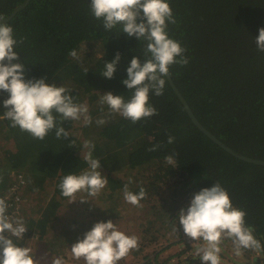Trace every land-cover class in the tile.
<instances>
[{"label": "trees", "instance_id": "trees-1", "mask_svg": "<svg viewBox=\"0 0 264 264\" xmlns=\"http://www.w3.org/2000/svg\"><path fill=\"white\" fill-rule=\"evenodd\" d=\"M167 2L175 18V23L167 24L168 37L180 43L188 60L184 66L174 63L169 67L175 87L209 133L234 153L264 161V52L257 51L254 43L258 30L264 28V0ZM89 5L90 0H0L3 18L0 22L13 28L18 41L14 51L19 54V61L13 63L23 64L25 80L44 78L48 85L62 86L77 104L85 105L88 99L96 97L100 101L105 93L128 100L132 91L122 81L127 78L126 69L134 56L141 63L147 59L145 44L134 36L129 38L119 26L105 30L102 21L91 15ZM72 50L77 52V58L69 56ZM117 53L120 60L113 78H103L104 64L111 62ZM163 78V94L149 93L148 102L157 115L133 124L117 113H110L107 105L88 103L91 110L87 115L92 123L82 124L81 138L76 136L78 121L63 120L56 113L53 115L57 127L69 133L66 139L56 137V128L40 140L18 126L12 127L11 121L4 118L2 107L8 94L0 91V191H6L16 180L11 172L21 173L26 183L30 176L42 185L48 176L56 177L59 184L63 176L89 170L83 149L84 142L91 141L92 157L100 161L99 171L107 181V175L128 172L126 180L120 179L123 185L109 189L107 183L103 188L107 190L108 202L111 204L115 196H122L127 184L133 193L140 188L145 190L140 204L156 207L146 222L139 225L141 238L142 235L143 239L149 238L146 244L159 240L157 230L153 232L157 225L159 229L172 227L175 221L176 230L181 229L176 220L180 210L187 209L194 194L219 182L232 206L245 211L246 225L254 228L262 246L259 252L242 250L245 262L264 264V167L239 160L200 132ZM98 119H104L105 123L97 125ZM169 136L175 138L172 144L167 142ZM154 145L159 147L149 151ZM169 155L174 157L173 164L165 160ZM154 168L157 174L150 177L157 176V180L149 181L144 173ZM136 171L139 175L132 177ZM78 196L89 197L92 216L79 213V230H70L76 236L69 242L82 239L90 225L112 218L111 210L106 216L99 213L102 204L99 193L90 196L79 191L74 197ZM59 204L58 211H53L54 219L58 218L62 203ZM80 204L83 209L84 204ZM27 229L25 236L39 235L44 227L41 230L38 223V229L33 225ZM179 241L174 244L184 245L182 249L187 252L193 253L199 246L197 241L194 245ZM142 251L138 248L129 254L137 256ZM184 251L177 256L181 257ZM159 253L153 254V264L159 263ZM186 260L189 264L201 261L198 255H189L182 261ZM146 264H152V260Z\"/></svg>", "mask_w": 264, "mask_h": 264}, {"label": "clouds", "instance_id": "clouds-1", "mask_svg": "<svg viewBox=\"0 0 264 264\" xmlns=\"http://www.w3.org/2000/svg\"><path fill=\"white\" fill-rule=\"evenodd\" d=\"M89 11L95 19L102 21L105 30L119 26L129 38L134 36L137 41L144 42L147 56L143 63L134 56L126 69L127 78L122 84L132 91L131 97L125 100L123 96L105 93L101 95L100 103L107 105L110 113H117L133 124L157 115V110L148 102L149 93L161 96L165 85L163 77L169 75V67L174 63L181 66L188 63L183 55L185 49L168 37L167 24L175 23V18L167 0H90ZM17 43L13 28L0 22V91L8 94L2 107L4 118L11 121V126H18L33 138L43 140L54 128L58 139L69 137L63 127H57L53 113L63 120H79L83 116L85 126L90 125L92 118L86 115L87 107L74 102L66 88L48 85L44 78L25 80L23 64L13 63L19 61V54L14 51ZM254 43L257 51L264 52V28L258 30ZM69 56L77 58V52L72 50ZM119 60L117 53L111 62L104 64L103 78H113ZM96 123L103 125L105 120L98 119ZM174 140L169 136L167 142L172 144ZM84 147L88 149L84 160L89 170L61 178L58 187L63 197L73 198L79 191L95 196L108 183L99 171L100 161L92 157L94 144L86 140ZM157 147L159 145H154L149 151H155ZM165 160L168 164L174 163L173 155L166 156ZM123 195L126 202L140 206L146 192L140 188L138 193H133L125 184ZM8 208L9 205L0 198V264H35L31 249L18 246L10 238L22 239L28 229L23 219H13L7 214ZM245 217V211L233 207L227 191L216 182L194 194L187 209H181L176 220L186 237L203 242L195 249L203 264H221L220 244L224 239L231 240L237 256L243 254L242 250H262L254 228L246 225ZM138 247L136 236L126 235L108 220L94 223L70 251L74 259H82L84 264H117ZM53 264H63V261L57 258Z\"/></svg>", "mask_w": 264, "mask_h": 264}, {"label": "rangeland", "instance_id": "rangeland-1", "mask_svg": "<svg viewBox=\"0 0 264 264\" xmlns=\"http://www.w3.org/2000/svg\"><path fill=\"white\" fill-rule=\"evenodd\" d=\"M84 52H87V51H84ZM84 103H87L85 104V106L87 107L89 111V109L91 110V107L88 103H98L99 104L100 101H99V98L96 97L93 100L92 98H90L88 99V101ZM92 109H94V107H92ZM77 121L79 123V129L77 130L76 136L78 138H81L82 132L80 128L82 127V124L84 123V117L81 116V118ZM87 152H88V149L84 147L83 154H86ZM156 174H157V170L154 168V169L146 171L144 173V177L148 178L149 181H154V180H157V176L155 177H150V176L156 175ZM127 175H128L127 171H122V172L117 171L116 175H107L108 177L107 186H109V189H110V188H116L120 184L123 185V183L120 182L122 181L120 179L126 180ZM135 175H139L137 171L132 174V177ZM34 179H35L34 177L29 176L27 178L28 180L27 185L25 188H23L21 192L22 196L27 200V202L24 203L23 205V209H24L23 210V218H24L23 221L26 227H28L29 225H33L35 229H38V223L35 222L34 220H37V216L43 213L50 214L49 215L50 218L48 221L52 222L55 218V217H52L53 211H58L57 210L58 203L60 204L62 203V204L59 209L58 218L57 220L56 219L54 220V227H53L54 235L51 234L52 232L48 231L47 235L43 237L41 234L38 235V233L36 232L37 233L36 235L38 237L36 240L25 241L27 244L30 245V249L32 250L33 254L37 253V251H41L42 249L44 251L48 250L50 247L49 244L51 245V242H53L52 238L55 236H57L58 240L55 238L54 240H57V241L62 239L64 235L72 237L74 240V237L76 236V234L73 232H70V230L74 229L78 232L79 220H80L78 217L79 213L82 216H86L88 214L92 216V212H90V209H92V207H89L88 202H87L89 197L78 196V197L68 198L66 201L62 202V200H65L66 198L61 195L60 189L58 187V179L56 177L48 176V178L45 179L42 185L34 181ZM103 190L105 191L104 195H103ZM106 192H107L106 189H102L99 192L100 197H102V204L100 206V209L98 210L99 213H101L103 216H106L107 214H109V211L111 210L112 218L115 216L118 217L116 219L110 218V220L112 219L113 224L114 223L116 224L117 229L125 233L128 236H136L139 242L138 248L143 249V251L140 252L139 255H137L138 257L129 255L128 263L146 264L149 260H152V264H153L154 259H155V257H153V254L157 253L158 251L160 252L161 250H162L161 253H163V251L168 249L169 247H172L171 249L174 254L181 252L183 250L182 246L181 245L177 246L176 244H174L176 242H180L179 240L186 241L188 245H194V241H191L188 237H186L182 229L176 230L178 231L179 234H175L176 232L175 226L177 229V223L175 221H174L175 224L172 227L170 225H167L170 227H166V228L162 227V229H159V225H157V227L153 230V232L157 230V235H158L159 240L154 242L152 245L146 244V240L148 237L143 239V235H142V238H141V234H139V232L141 233L142 227H139V225L146 222V220L150 217V214L153 213V211H155L156 207L153 209L152 204H148V203H141L140 206H133L124 200L123 195L115 196V200H112L110 204L108 200L106 199V195H107ZM80 202L84 204L83 209L89 212H83L84 210L81 209L82 204H80ZM89 204H92L91 197H90ZM171 210H168L169 214ZM174 212H175V208H174ZM30 218L32 219L30 220ZM91 227L92 225L89 226L90 229ZM196 243L201 246L203 242L197 241ZM220 246H221V252L219 253V256H220L221 264H250V263L245 262V258L243 254L240 256L235 255L233 245L230 242H222ZM67 252L68 251H66V253ZM67 255L68 257L65 258L64 259L65 261L63 262H65V264H70L74 262L71 255L69 253H67ZM192 255L195 256L197 254L196 252H193ZM165 259H168V257L165 258V256L163 257L160 256L158 260L162 262V260H165ZM195 259H198V258L195 257ZM39 262H40L39 264H51V261L44 262V261L39 260ZM200 262L202 261H199L196 264H200ZM174 264H184V263L182 262V260L181 261L179 260V262H175Z\"/></svg>", "mask_w": 264, "mask_h": 264}, {"label": "crops", "instance_id": "crops-1", "mask_svg": "<svg viewBox=\"0 0 264 264\" xmlns=\"http://www.w3.org/2000/svg\"><path fill=\"white\" fill-rule=\"evenodd\" d=\"M49 218L50 217H47V214H40V216L37 217V220H35V222L40 224L41 230L44 227V229L42 231L40 230L41 232H39L43 237L47 235L48 231L52 232L51 234L54 235L53 227H54V220L55 219L52 222L46 224V221H48ZM38 220H39V222H38ZM43 220H45L46 226H45ZM54 238L57 239V236L52 238L53 242H51V245L49 244L50 247L48 250L44 251L42 249L41 251H37V253H35V254H33L32 250H31V255H33V257H34L35 264H39L40 263L39 260L44 261V262H47V261L50 262L51 261V264H53V261L57 258H60V259H62V261H65L64 259L68 257L67 253H69L71 255V257L73 258L72 253L70 251V248L77 241L69 242L72 239V237H69L67 235H64V237H62V239H60L59 241H57L58 239L54 240ZM181 246H182V248H185L184 245H181ZM171 248L172 247H169L168 249L164 250L163 253H161L162 250L160 251L159 255L157 256V260L159 259L160 256H162V257L165 256V258L168 257V259L162 260V262H160L158 260L159 263H156V264H174L175 262H179V260L180 261L185 260L189 255H192V252L190 250L188 252L182 250L181 252L174 254L172 252ZM66 251H68V252L66 253ZM183 251L185 253L182 254L181 257H178L177 255L182 253ZM129 255H131V254H129ZM128 256L121 259L119 261V263H117V264H130V263H128L129 262ZM132 256H134V255H132ZM136 257H138V256H136ZM73 261L74 262H72L70 264H84V261L82 259L76 260L73 258ZM126 261H127V263H126ZM137 261H139V260H137ZM75 262H77V263H75ZM183 263L189 264V261L186 260ZM247 263H248V261H247ZM63 264H65V262H63ZM200 264H203V262H200Z\"/></svg>", "mask_w": 264, "mask_h": 264}, {"label": "built area", "instance_id": "built-area-1", "mask_svg": "<svg viewBox=\"0 0 264 264\" xmlns=\"http://www.w3.org/2000/svg\"><path fill=\"white\" fill-rule=\"evenodd\" d=\"M11 176H15L16 180L11 183L5 192L0 191V198L4 199L5 202L9 205L7 214L13 219H23V205L27 200L22 196V190L26 187L27 183L25 182L23 175L21 173L11 172ZM13 239V242L20 247H27L30 249V245L25 241H34L38 237L36 234H31L25 236L22 239H17L15 237H10ZM184 241V240H183ZM186 243V241H184Z\"/></svg>", "mask_w": 264, "mask_h": 264}, {"label": "water", "instance_id": "water-1", "mask_svg": "<svg viewBox=\"0 0 264 264\" xmlns=\"http://www.w3.org/2000/svg\"><path fill=\"white\" fill-rule=\"evenodd\" d=\"M27 2V1H26ZM18 9H16L13 14L17 11ZM167 83L169 85V87L171 88V90L173 91V93L175 94V96L177 97V99L179 100L180 104L183 106L188 118L190 119L191 123L200 131L202 132L206 137H208L213 143H215L216 145H218L221 149H223L224 151L228 152L229 154H231L232 156L238 158L241 161L253 164V165H258V166H263L264 167V161L263 160H258V159H252L240 154H236L234 153L229 147H227L224 143H222L220 140H218L214 135H212L211 133H209L196 119V117L194 116V114L192 113L188 103L185 101L184 97L182 96V94L178 91V89L175 87L170 74L165 76Z\"/></svg>", "mask_w": 264, "mask_h": 264}]
</instances>
